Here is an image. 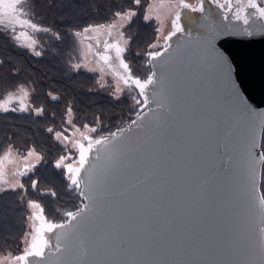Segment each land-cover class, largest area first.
Here are the masks:
<instances>
[{
    "label": "snow or ice",
    "instance_id": "obj_1",
    "mask_svg": "<svg viewBox=\"0 0 264 264\" xmlns=\"http://www.w3.org/2000/svg\"><path fill=\"white\" fill-rule=\"evenodd\" d=\"M89 2L98 12L96 0ZM175 3L204 17L205 23L198 25L202 31L193 35L177 11L171 29L165 34L157 27L148 50L137 53L146 57L142 75L123 58L133 37L125 39L119 32L124 47L120 41H104L101 59L111 67L109 53L115 52L132 101L125 125L105 133L97 117L99 128L84 123L81 132L73 120H65L80 132L79 139L66 134L69 128L48 127L47 133L63 146L60 154L49 163L35 147L28 148L17 179L0 187V201L11 197V210L27 225L22 254L0 256V264H264V111L256 112L241 95L233 66L217 45L226 36L264 35V23L255 33L248 27L237 33L230 23H214L210 9L206 13V4L223 9L219 0H198V6L186 0ZM133 4L140 6L142 0H130L127 10L112 0L106 10L118 21L131 22L138 15ZM37 7L38 0H0V35L19 40L17 26H27L62 42L65 34L75 40L105 27L109 35L124 28L123 23L69 24L64 33L27 18ZM246 8L255 11L242 14ZM151 19L143 16L145 22ZM231 19L245 26L264 21V7L257 0H235ZM29 47L33 56L43 55ZM52 55L55 59L59 53ZM4 64L0 59V68ZM82 67L71 63L76 72ZM29 87L20 83L9 91L0 113L46 117L45 105L25 103L36 92ZM123 91L117 87L113 98L120 100ZM17 94H22L19 106L9 107ZM47 96L53 102L59 99L51 91ZM72 115L68 105L66 116ZM38 164L50 167L53 179L72 198L71 208L61 209L58 218H47L31 198L37 193L59 198L55 184L39 191L43 181Z\"/></svg>",
    "mask_w": 264,
    "mask_h": 264
},
{
    "label": "trees",
    "instance_id": "obj_2",
    "mask_svg": "<svg viewBox=\"0 0 264 264\" xmlns=\"http://www.w3.org/2000/svg\"><path fill=\"white\" fill-rule=\"evenodd\" d=\"M108 2L112 0H96V4L99 5L97 12L96 5L90 4L89 0H76L79 8L75 6L73 0H38L35 15L29 12V18L42 27H51L67 33L69 24L74 28H82L88 24L96 25L111 21L113 17L109 16L106 10ZM118 2L127 10L130 0ZM148 2L149 0H142L140 6L132 5L138 15L124 27L127 37H133L124 52V59L136 74H140L142 67L146 71L144 64L146 57L137 53L148 50L147 45L154 40L156 33L155 22L143 20ZM74 41L71 36L65 34L62 42H56L50 34L43 32L38 39V47L43 55L35 57L7 36L0 35V59L5 61L4 67L0 68V97L13 90L16 85L27 83L30 90L36 89L34 98L29 99L30 103L34 106L43 104L47 109V116L41 118L27 113H0V154L10 146L20 153L35 147L42 157L51 163L52 158L60 154L59 150L63 146L55 141L46 129L62 125L68 105L72 106L74 119L78 123L93 124L96 118L100 117L105 133L115 131L129 120L132 101L128 94L122 93L121 99L116 100L94 88L93 74L84 69H80L79 72L71 69L67 52ZM54 51L59 53L55 59L52 55ZM14 70H18L16 75L12 74ZM49 91L59 99L51 101L47 96ZM53 112L54 119L51 118ZM41 164H44L43 160ZM37 171L43 181L39 191H45L55 184L59 198L54 200L38 193L33 194L31 198L40 203L47 218H58L62 214L61 209L71 208L72 198L61 188L60 181L53 179L50 167L46 164L41 167L38 164ZM21 180L24 181L26 178L22 177ZM12 207L11 197H5L0 201V254L22 253L21 237L27 225L11 210Z\"/></svg>",
    "mask_w": 264,
    "mask_h": 264
},
{
    "label": "rangeland",
    "instance_id": "obj_3",
    "mask_svg": "<svg viewBox=\"0 0 264 264\" xmlns=\"http://www.w3.org/2000/svg\"><path fill=\"white\" fill-rule=\"evenodd\" d=\"M186 2L194 6H198V0H186ZM219 2L220 4L224 5L223 8L224 10L228 8V10L231 9L234 13L235 0H231L230 5L226 4L225 0H219ZM244 2L246 3V0H244ZM257 3L259 6L264 7L263 5L264 0H257ZM177 11H180L182 13V20H184L185 16L191 12L189 9L177 8L175 0H149V2L145 7L144 15L145 14L150 15L152 18L151 20H153L156 24V28L161 27L163 29V32L166 34L171 29V19L174 17ZM250 11L254 12L255 10L246 8L244 13L242 14H248ZM27 18H29V15ZM127 22L128 21H118L113 17L111 21L102 24H105V26H107L108 23H123L125 27ZM121 31L124 32V28H121L119 30H114L112 34L109 35L105 27V29H101L99 32H89L87 34H84L82 37L75 39L74 43L70 45L69 51L67 52L69 53V57H72L71 63H75V62L82 63L84 67H82L81 69H84L85 71H88L89 73L95 76L94 88L105 94L110 95L111 97H113L112 93L115 92L117 87L124 89V91L119 93V95H121L122 93L125 94L128 93V89L125 87L123 81L120 79V75L122 74L123 69L119 67V62L115 61L114 59L115 52L110 51L109 53L113 57V60L110 62L111 67H109V65H106L101 59V56L104 55V41L107 40L109 43H115L120 41L119 32ZM16 33L19 35V40H15L14 42L18 46L26 48L31 53H32V48H30L29 45H32V47H34L36 50H39L38 39L43 32H35L30 27L27 26L24 27L17 26ZM127 38L128 37L125 33V39ZM33 41H35V44H32ZM89 45H91V51L88 50ZM120 46L124 47L122 41H120ZM144 71L145 69L144 67H142L140 74L137 75H142L141 73H143ZM29 91H31L30 88ZM19 95L22 94H17V96H14L9 101V107L19 106L18 105ZM5 99H8L7 93L3 95V97H0V103H2ZM25 103L31 104L29 99H27ZM66 109H65L62 125L55 126L54 128L58 131H63L64 128H69L70 132L66 134L72 135L76 139H79L80 132H76L75 129L71 127V125L66 124L65 120H69V119L73 120L76 127L80 128L81 132L84 131L83 129L84 123L81 124L76 122L74 119V114L71 117L66 116ZM89 126L99 127L95 122L93 124H89ZM69 148H71V145H69ZM37 152L38 154H40L39 151ZM72 152H75V149H72ZM26 154L27 151L25 153H20L13 147H7L0 154V161H2L0 162V187L7 188L11 183L15 181V179H17V176L15 174L24 168L26 161L24 160L23 157L26 156ZM28 162L35 163L34 160H30ZM19 179H22V177H20ZM23 237L24 234L21 237L22 252H23V248L25 247L23 243ZM9 253L10 252H6L4 254H0V256L6 257L8 256ZM20 254H16V255H20ZM5 264H7V261H5Z\"/></svg>",
    "mask_w": 264,
    "mask_h": 264
},
{
    "label": "water",
    "instance_id": "obj_4",
    "mask_svg": "<svg viewBox=\"0 0 264 264\" xmlns=\"http://www.w3.org/2000/svg\"><path fill=\"white\" fill-rule=\"evenodd\" d=\"M205 9L206 13L210 9L209 18L214 23H230L237 33H240L245 27L255 33L256 27L264 23L261 20H255L254 23L250 21V24L245 26L241 21L231 19V9L227 10V13L226 10L216 7V5L208 4L205 5ZM225 14L230 17L229 21L223 19ZM183 22L185 27L189 28L193 35H196L202 31L198 25L204 24L205 20L199 12L191 11L185 16ZM217 45L228 56L233 66V78L241 95L256 112L264 111V35L226 36L218 41Z\"/></svg>",
    "mask_w": 264,
    "mask_h": 264
},
{
    "label": "flooded vegetation",
    "instance_id": "obj_5",
    "mask_svg": "<svg viewBox=\"0 0 264 264\" xmlns=\"http://www.w3.org/2000/svg\"><path fill=\"white\" fill-rule=\"evenodd\" d=\"M228 8H226V12H227ZM228 13V12H227ZM252 13V11H250L248 14ZM232 15H233V11H232Z\"/></svg>",
    "mask_w": 264,
    "mask_h": 264
}]
</instances>
